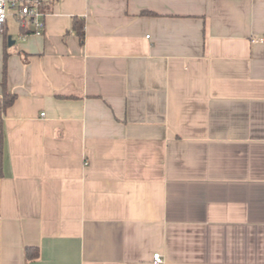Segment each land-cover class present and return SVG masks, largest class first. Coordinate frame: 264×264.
<instances>
[{"label":"crops","instance_id":"1","mask_svg":"<svg viewBox=\"0 0 264 264\" xmlns=\"http://www.w3.org/2000/svg\"><path fill=\"white\" fill-rule=\"evenodd\" d=\"M43 10L0 33V264H264V0Z\"/></svg>","mask_w":264,"mask_h":264},{"label":"built area","instance_id":"2","mask_svg":"<svg viewBox=\"0 0 264 264\" xmlns=\"http://www.w3.org/2000/svg\"><path fill=\"white\" fill-rule=\"evenodd\" d=\"M43 0H0V33H4L11 18L20 23L22 38L30 34H43L46 26ZM157 263L164 261L160 253L154 254Z\"/></svg>","mask_w":264,"mask_h":264},{"label":"trees","instance_id":"3","mask_svg":"<svg viewBox=\"0 0 264 264\" xmlns=\"http://www.w3.org/2000/svg\"><path fill=\"white\" fill-rule=\"evenodd\" d=\"M73 29L77 32L79 35L81 42H84L85 40V21L82 18L74 17L73 23H72ZM8 57V53H5L4 56V76L2 80V85H3V108H7L11 104L14 103L17 95L15 93H9L7 89V84H6V73H7V65H6V60ZM39 255L38 249L37 248H27V257L28 259H35Z\"/></svg>","mask_w":264,"mask_h":264},{"label":"rangeland","instance_id":"4","mask_svg":"<svg viewBox=\"0 0 264 264\" xmlns=\"http://www.w3.org/2000/svg\"><path fill=\"white\" fill-rule=\"evenodd\" d=\"M8 26V34L10 35L15 36L20 31V23L13 18L9 20Z\"/></svg>","mask_w":264,"mask_h":264},{"label":"water","instance_id":"5","mask_svg":"<svg viewBox=\"0 0 264 264\" xmlns=\"http://www.w3.org/2000/svg\"><path fill=\"white\" fill-rule=\"evenodd\" d=\"M12 38H11V36H9V40H11Z\"/></svg>","mask_w":264,"mask_h":264}]
</instances>
